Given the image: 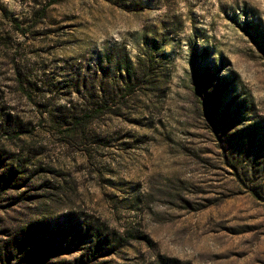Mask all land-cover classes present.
Here are the masks:
<instances>
[{
  "label": "rangeland",
  "instance_id": "rangeland-1",
  "mask_svg": "<svg viewBox=\"0 0 264 264\" xmlns=\"http://www.w3.org/2000/svg\"><path fill=\"white\" fill-rule=\"evenodd\" d=\"M0 264H264V0H0Z\"/></svg>",
  "mask_w": 264,
  "mask_h": 264
}]
</instances>
